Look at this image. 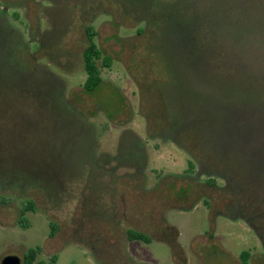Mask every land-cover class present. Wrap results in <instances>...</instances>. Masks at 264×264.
<instances>
[{
  "label": "rangeland",
  "instance_id": "1",
  "mask_svg": "<svg viewBox=\"0 0 264 264\" xmlns=\"http://www.w3.org/2000/svg\"><path fill=\"white\" fill-rule=\"evenodd\" d=\"M88 26L111 58L90 93ZM37 246L264 264V0H0V261Z\"/></svg>",
  "mask_w": 264,
  "mask_h": 264
},
{
  "label": "trees",
  "instance_id": "2",
  "mask_svg": "<svg viewBox=\"0 0 264 264\" xmlns=\"http://www.w3.org/2000/svg\"><path fill=\"white\" fill-rule=\"evenodd\" d=\"M17 18V15L14 16ZM96 33L91 26L86 29L87 43L82 51V64L85 73V79L82 84L84 92L90 93L94 91L102 82V69L109 68L111 65V58L104 55L99 46L95 42ZM34 210L33 202L28 200L20 209V218L18 225L21 227H28L29 222L24 218V212ZM49 234L48 237H53L57 232V225L53 221H49ZM126 238L129 241L140 240L143 242H150V237L138 230L126 229ZM41 253L40 247L29 248L22 255L21 264H55L57 260L56 254H51L47 260H38L37 257ZM240 264H249V252L243 251L240 254Z\"/></svg>",
  "mask_w": 264,
  "mask_h": 264
},
{
  "label": "water",
  "instance_id": "3",
  "mask_svg": "<svg viewBox=\"0 0 264 264\" xmlns=\"http://www.w3.org/2000/svg\"><path fill=\"white\" fill-rule=\"evenodd\" d=\"M20 258L14 255H8L1 259L0 264H20Z\"/></svg>",
  "mask_w": 264,
  "mask_h": 264
},
{
  "label": "flooded vegetation",
  "instance_id": "4",
  "mask_svg": "<svg viewBox=\"0 0 264 264\" xmlns=\"http://www.w3.org/2000/svg\"><path fill=\"white\" fill-rule=\"evenodd\" d=\"M81 58H82V54H81ZM20 258V261L22 262V257H19ZM21 264V263H20Z\"/></svg>",
  "mask_w": 264,
  "mask_h": 264
}]
</instances>
